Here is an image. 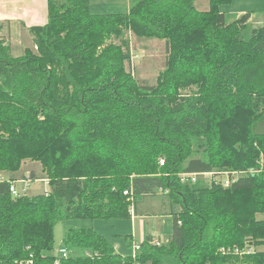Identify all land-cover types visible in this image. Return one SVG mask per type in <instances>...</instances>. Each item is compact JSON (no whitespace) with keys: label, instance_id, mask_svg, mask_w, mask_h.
<instances>
[{"label":"trees","instance_id":"1","mask_svg":"<svg viewBox=\"0 0 264 264\" xmlns=\"http://www.w3.org/2000/svg\"><path fill=\"white\" fill-rule=\"evenodd\" d=\"M208 2L130 0L126 13L96 14L90 0H48V23L30 28L36 50L15 57L0 40V264H264V25L245 39L251 11L228 22L232 0ZM128 31L165 40L156 85L127 68ZM27 160L49 190L14 196ZM225 170L243 177L225 187L180 176ZM158 195L174 220L167 240L147 236L124 255L93 225ZM74 219L93 222L66 228L63 256L55 227Z\"/></svg>","mask_w":264,"mask_h":264},{"label":"rangeland","instance_id":"2","mask_svg":"<svg viewBox=\"0 0 264 264\" xmlns=\"http://www.w3.org/2000/svg\"><path fill=\"white\" fill-rule=\"evenodd\" d=\"M196 2H198V0H196ZM206 2H207L206 0H199L198 9L202 10L203 7H205ZM243 2H245V5H250V6L252 5V7H254L248 10L254 9V11L256 12L253 22H250L248 28L242 32L243 37L245 39H249L252 35V30L255 26L256 21L262 22L263 24L261 25H264V0H243ZM221 10L224 12L226 11L227 17L231 18L232 13L235 11V7L232 8L229 7V5H223L221 6ZM127 35L131 38V48L133 54L131 63L127 64V68L135 75V77L140 82L149 85H156V83H158L157 80L159 73L165 68L166 65V57L168 51L165 40L158 38L138 37L137 35L129 31L127 32ZM116 41L119 42L118 40ZM12 54L15 56L17 55L15 51H13ZM263 123L261 122L260 125L257 127L258 131H262L261 125ZM261 159L263 160L264 158L262 157ZM33 170L36 171L37 177L44 176L40 162H33L27 160L22 164L21 172L24 171V173L28 174ZM4 173L7 174L4 171H0V179H2ZM7 176L9 177V175ZM3 177L8 178L5 176ZM37 179H43V178H37ZM43 187H44V183L38 180L37 182L32 184L31 190L29 191L28 194L34 195L40 193L43 191ZM158 196L161 197L160 195ZM143 198L144 197L141 196L140 200H142ZM139 204H140L138 210L139 213L142 211L154 212L155 210L159 209V207L156 208V204L153 202V200L150 202L147 199L146 202H142ZM156 216L155 218L150 220V223L153 220H155V224L152 226L148 224L146 229L151 233L154 231H160L161 233H163V239H164L167 233L169 234L172 231L173 222H174L173 217L170 215H165L164 217H156ZM131 217L127 219L120 218L114 221L115 222L114 225H112V222L109 220H105V219L94 220L95 221L94 227L103 230L102 232L108 238H110L111 241L115 242L116 247H118V251H120L124 255H129L134 253V246L136 244H140L142 239L141 227L139 224L140 220H138L136 224L137 235L130 236V233L133 228V222ZM92 222L93 221L89 219H74V220H66L57 223L55 227L56 249L60 250L64 246L63 237L67 227H69L70 225H76L78 227L91 226ZM259 248L261 250L262 249L264 250V245H260Z\"/></svg>","mask_w":264,"mask_h":264},{"label":"crops","instance_id":"3","mask_svg":"<svg viewBox=\"0 0 264 264\" xmlns=\"http://www.w3.org/2000/svg\"><path fill=\"white\" fill-rule=\"evenodd\" d=\"M206 1V5L202 10H207L209 8V2L208 0ZM198 2H196L197 7H199ZM228 5L232 8L235 7V11L232 13L231 18L227 17V12L225 11L226 20H231L228 22L235 21L241 14L248 11H251L252 13L248 23L253 22L256 12L254 11V9L248 10L250 8H254L252 7V5H245V2H243V0H233L232 3ZM90 10L92 13L96 14L119 12L126 13L130 10V0H90ZM48 21V0H0V40H3L6 45L10 46L12 53L13 51L16 52V56L12 54L15 57L24 55L27 49L36 50L37 46L35 45L34 37L30 31V28L33 26L45 25L48 23ZM261 24L263 23L256 21L254 28L263 26ZM25 174L27 173H24V171L21 172L20 170V172H18L17 174L18 176L16 177L18 179L25 176ZM7 175L8 173L3 174V176L5 177H8ZM3 176V179L9 178H4ZM147 199L150 202L153 200V202L156 204V208L159 207V209H157L158 211L155 210L154 212H138L140 207L139 203L146 202ZM142 200H138L137 202H135L136 204L134 207L133 216L131 217L133 228L130 236L137 235L136 224L137 221L140 220L139 224L142 234L141 241L144 240L147 236H152L153 238H157L163 241L169 239L172 234L173 228L169 234L167 233L164 239L163 233H161L160 231H154L151 233L146 229L148 224H150L151 226L155 224V220H153L151 223L150 220L155 218L156 215V217H164L165 215H170L169 206L168 204H166L167 201L159 196H144ZM98 230L101 232L103 231L100 229Z\"/></svg>","mask_w":264,"mask_h":264},{"label":"built area","instance_id":"4","mask_svg":"<svg viewBox=\"0 0 264 264\" xmlns=\"http://www.w3.org/2000/svg\"><path fill=\"white\" fill-rule=\"evenodd\" d=\"M160 164L161 165L165 164V158H160ZM180 176L183 182H189V181L197 182L198 180H201L204 182H212L213 180H215L216 183L218 184L224 185L225 187H230L234 185L236 182H238L240 178L243 177V174L238 171L225 170L222 172H216V171L182 172ZM38 180L44 183L43 190L48 191L49 190V179L48 178L34 179L30 175V173L25 174V176L14 180V182L11 184L10 190L14 196H21V195L28 194L29 191L31 190L32 184ZM128 193H129L128 190L125 191V194H128ZM137 248H139V246H136V249ZM232 250H234L236 253H250L253 251V247L251 245L246 246L245 248L235 247ZM58 251L63 256H66L68 254L67 249L64 247H62ZM222 251L224 252L226 250L223 248Z\"/></svg>","mask_w":264,"mask_h":264}]
</instances>
